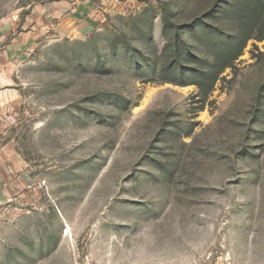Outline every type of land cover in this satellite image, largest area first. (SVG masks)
<instances>
[{
    "label": "rangeland",
    "instance_id": "374dc122",
    "mask_svg": "<svg viewBox=\"0 0 264 264\" xmlns=\"http://www.w3.org/2000/svg\"><path fill=\"white\" fill-rule=\"evenodd\" d=\"M48 1L0 0V22L21 30ZM92 3L94 28L49 31L9 68L19 96L0 136L28 182L0 201V264H264V40L214 84L161 70L179 23L199 26L188 47L203 38L204 63L181 67L208 72L219 33L248 31L247 4Z\"/></svg>",
    "mask_w": 264,
    "mask_h": 264
},
{
    "label": "crops",
    "instance_id": "0c3cea01",
    "mask_svg": "<svg viewBox=\"0 0 264 264\" xmlns=\"http://www.w3.org/2000/svg\"><path fill=\"white\" fill-rule=\"evenodd\" d=\"M92 0H51L33 8L22 29L13 21L0 22V132L1 126L13 124L11 114L19 89L9 68L20 60L39 38L49 31L77 35L94 28ZM1 134V133H0ZM19 154L0 136V201H8L15 190L25 187L27 175L17 168Z\"/></svg>",
    "mask_w": 264,
    "mask_h": 264
},
{
    "label": "trees",
    "instance_id": "16d2710c",
    "mask_svg": "<svg viewBox=\"0 0 264 264\" xmlns=\"http://www.w3.org/2000/svg\"><path fill=\"white\" fill-rule=\"evenodd\" d=\"M245 4L247 5H241L240 8L241 11L240 13L242 14V20L245 24L251 26H247L248 31H244L242 28H238L234 31L230 32H222L219 33L220 37L217 40L218 43V48L215 49L214 51V62L212 67L209 69L208 72H202L201 69H188L185 70L181 67V64L179 63V60L181 59H191L195 58V64H201L204 63L202 60L198 59L193 55V51L195 50L194 48H197L199 44H201L203 38L197 37L196 41L192 43L193 46L188 47L186 45V42L183 38V33L189 32V31H197L199 26L196 27H188L185 29V25L183 24H176L173 25L174 27V41H173V46L172 50L175 55L176 61L167 64L166 66H163L162 73L163 74H168L169 72L172 74H176L177 76L181 77L182 80L179 81L177 78H168L163 77L164 80H170L173 82H181L183 84H188V83H193L196 84L200 87L203 86V81L202 79L205 78L207 81L210 83L214 84L217 82L219 79L220 74L225 71L229 67H233L235 62L239 59V57L244 53V50L247 46V43L249 40L256 39V40H264V24H261V27L258 30V33L254 35V28L253 23L254 21H259L260 19V12H257V16L255 18H250V8L255 7V6H260L264 0H244ZM258 4V5H256ZM151 19V16L147 17L146 20L148 21ZM165 21H170V17L167 16L165 18ZM172 25V24H171ZM258 25V24H256ZM230 30V29H229ZM205 42L208 43L209 40V34L205 36L204 38ZM159 61L156 60L154 66H158ZM190 79V80H189ZM207 95V93H205ZM263 97L264 95L261 94ZM252 150H254V153L251 154V156H255V153L259 150L258 145H253ZM249 156V155H248ZM177 162H175L173 165H171L169 168L165 169L163 176L167 181H172V176L174 173L177 171Z\"/></svg>",
    "mask_w": 264,
    "mask_h": 264
}]
</instances>
